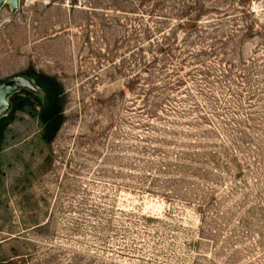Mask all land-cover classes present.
I'll use <instances>...</instances> for the list:
<instances>
[{
	"label": "rangeland",
	"instance_id": "rangeland-1",
	"mask_svg": "<svg viewBox=\"0 0 264 264\" xmlns=\"http://www.w3.org/2000/svg\"><path fill=\"white\" fill-rule=\"evenodd\" d=\"M123 1L0 8V82L63 91L49 142L33 98L2 132L0 264H264V0L155 59Z\"/></svg>",
	"mask_w": 264,
	"mask_h": 264
},
{
	"label": "trees",
	"instance_id": "trees-1",
	"mask_svg": "<svg viewBox=\"0 0 264 264\" xmlns=\"http://www.w3.org/2000/svg\"><path fill=\"white\" fill-rule=\"evenodd\" d=\"M180 1L181 3L179 2L178 4L174 0L172 2V10L170 11L162 7L167 0L123 1L122 6H128L134 10L130 12L134 14L137 19L136 21H145L142 25L137 23L134 28L135 34L145 40L144 43H137L135 50L142 51L145 44L150 45L155 43V53L151 54L155 59L157 57L156 53H168L172 47V42L178 40L179 33L187 36L191 35L195 30L203 29L206 31L211 25L217 24L221 20V17L231 20L238 19L241 23L237 28L243 29L244 36H251L257 32L255 29V11L251 9L253 0ZM126 3L131 6L125 5ZM209 16L213 17L208 18ZM149 21L152 26L149 25ZM163 21H168L167 23L165 22L166 26ZM172 21L175 23L171 24ZM140 31L142 32L140 33ZM21 75H26L32 79L40 90L39 93H35L30 90L21 89L9 97L11 108L7 115L0 118V142L9 115L19 108V106L30 104L31 98L36 100L39 107L35 113L42 128L41 137L45 142H49L63 119L62 87L54 76L41 72L28 70ZM18 93H24L26 97L19 99Z\"/></svg>",
	"mask_w": 264,
	"mask_h": 264
},
{
	"label": "water",
	"instance_id": "water-1",
	"mask_svg": "<svg viewBox=\"0 0 264 264\" xmlns=\"http://www.w3.org/2000/svg\"><path fill=\"white\" fill-rule=\"evenodd\" d=\"M5 3L9 4L12 11L18 9L19 0H0V8ZM21 89L30 90L35 93H39L40 90L33 80L26 75L10 76L0 82V118L7 115L11 108L9 97Z\"/></svg>",
	"mask_w": 264,
	"mask_h": 264
}]
</instances>
